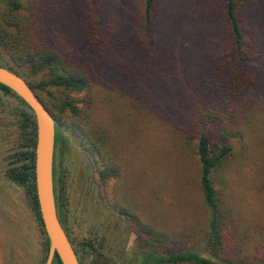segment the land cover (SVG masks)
Listing matches in <instances>:
<instances>
[{"label":"rangeland","instance_id":"374dc122","mask_svg":"<svg viewBox=\"0 0 264 264\" xmlns=\"http://www.w3.org/2000/svg\"><path fill=\"white\" fill-rule=\"evenodd\" d=\"M33 7L39 15L38 35L48 45L78 35L76 44L90 53L88 35L101 38L110 25L121 27L115 37L119 44L129 40L145 45L135 55L138 92L99 70L87 93L73 94L80 100L90 98V119L107 132V149L120 170L117 178L100 184L97 171L102 163L83 146L90 144L88 138L72 134L68 126L57 132L55 170H65L72 181L71 238L97 241L96 251L81 255L82 263L139 264L148 248L131 222L120 216V207L177 238L160 248L164 254L201 251L209 212L198 188V156L182 135L196 100L209 97L202 79L208 60L228 45L226 20L215 1L158 0L155 35L149 42L142 0H36ZM238 16L244 27L253 28L264 55V0L240 8ZM92 18L95 28L89 25ZM241 66L251 73L256 69L252 61ZM259 70L257 99L262 108L246 111L250 121L243 126V141L232 140L234 154L213 173L236 223L238 251L233 256L253 262L264 254V60ZM0 95L6 104L15 101ZM16 132V120L0 108V264H42L40 224L24 189L3 176L11 164ZM96 158L97 164L91 163Z\"/></svg>","mask_w":264,"mask_h":264},{"label":"trees","instance_id":"16d2710c","mask_svg":"<svg viewBox=\"0 0 264 264\" xmlns=\"http://www.w3.org/2000/svg\"><path fill=\"white\" fill-rule=\"evenodd\" d=\"M35 1L0 0V66L27 81L51 114L57 129L68 126L72 134L88 138L90 144L83 146L90 156H100L102 167L97 172L103 185L109 179L117 178L120 170L107 149L106 130L95 126L90 119V98L80 100L73 94L87 93L93 75L99 70L102 76H116L119 83L125 82L131 90H137L140 77L134 68L135 55L145 45L138 42L132 44L129 40L119 44L115 37L121 27L113 25L105 29L101 38L88 35L93 46L90 53L76 44L81 38L78 35L69 39V42L48 45L38 35L39 15L33 7ZM214 1L226 20L228 45L208 60L202 79L209 97L196 100L193 112L185 117L187 132L182 135L185 144L193 148L198 156V188L209 212L207 231L200 242L201 251L193 248L164 254L160 248L175 244L177 238L142 221L130 209L120 207L117 210L120 216L131 222L138 234L143 236L148 248L140 255L139 264H264V254L254 262L244 256H233L238 251L235 219L222 190L215 187L213 180L214 171L234 154L232 140L243 141V126L250 121L247 113L262 108V102L257 99V86L261 80L259 66L263 63L264 55L253 28L244 27L238 16L240 8L255 0ZM157 3L158 0H142L147 42L155 35L153 24ZM26 10L27 13L23 12ZM94 23L93 18L89 20L92 28H95ZM242 61H252L255 71L251 73L244 69ZM0 93L15 98V101L6 104L0 95V108L10 112L17 123L16 145L10 154L11 164L3 171V176L24 189L28 203L35 212L43 234L44 264L49 242L41 221L35 189L34 114L17 94L1 83ZM78 102H82L81 106H78ZM67 119L71 123H67ZM175 120L180 121L178 117ZM54 177L57 217L70 237L79 263L83 264L81 258L84 251H96L97 241L95 237L80 242L71 238L65 224L64 190L55 171ZM51 264H62L56 253Z\"/></svg>","mask_w":264,"mask_h":264},{"label":"water","instance_id":"95a60500","mask_svg":"<svg viewBox=\"0 0 264 264\" xmlns=\"http://www.w3.org/2000/svg\"><path fill=\"white\" fill-rule=\"evenodd\" d=\"M0 83L17 94L31 108L35 118V189L41 221L49 242L44 264H51L55 253L62 264H80L56 213L52 163L55 139L54 120L22 76L0 66Z\"/></svg>","mask_w":264,"mask_h":264},{"label":"flooded vegetation","instance_id":"af4514ba","mask_svg":"<svg viewBox=\"0 0 264 264\" xmlns=\"http://www.w3.org/2000/svg\"><path fill=\"white\" fill-rule=\"evenodd\" d=\"M54 127H55V139H54V150H53V186H54V182H55V177H54V171H55V176H56V178L57 179H59V183L61 182L62 183V187H63V190H64V197H65V199H64V202H65V212H66V216H65V224H66V228H67V230L69 231L70 229V225H71V215H70V205H71V203H70V201H71V191H70V189H71V180H69V178H68V176L66 175V171L65 170H63V169H61L59 172H58V174H57V172H56V170H55V141H56V143H57V140L60 138L59 137V134L57 133L58 132V130L59 129H57L56 128V126H55V123H54ZM60 131V130H59ZM60 142V141H59ZM63 142H62V149H63ZM60 147H61V145H60ZM92 156V155H91ZM89 159V158H88ZM90 161H92V157H91V160ZM91 163H93V164H97V158L95 159V160H93V162H91ZM92 164V165H93ZM60 168H62V167H60ZM96 168H97V166H96ZM97 171V170H96ZM54 190V189H53ZM54 198H55V196H54ZM31 208V207H30ZM31 211H32V215L34 216V217H36V215H35V212H34V210L31 208ZM36 219H37V217H36ZM63 227V226H62ZM63 229H64V231L66 232V229H65V227H63ZM67 234V233H66ZM68 236V235H67ZM68 238H69V240H70V237L68 236Z\"/></svg>","mask_w":264,"mask_h":264}]
</instances>
